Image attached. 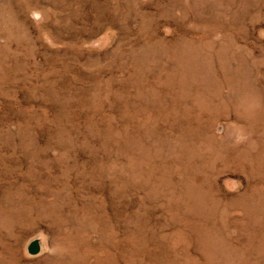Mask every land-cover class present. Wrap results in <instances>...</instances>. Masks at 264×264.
I'll list each match as a JSON object with an SVG mask.
<instances>
[{"label":"rangeland","instance_id":"1","mask_svg":"<svg viewBox=\"0 0 264 264\" xmlns=\"http://www.w3.org/2000/svg\"><path fill=\"white\" fill-rule=\"evenodd\" d=\"M0 264H264V0H0Z\"/></svg>","mask_w":264,"mask_h":264},{"label":"water","instance_id":"2","mask_svg":"<svg viewBox=\"0 0 264 264\" xmlns=\"http://www.w3.org/2000/svg\"><path fill=\"white\" fill-rule=\"evenodd\" d=\"M29 249H30V251H31L32 253H35V252L37 251V249H38L37 244H36L35 242L32 243V244L30 245Z\"/></svg>","mask_w":264,"mask_h":264},{"label":"bare ground","instance_id":"3","mask_svg":"<svg viewBox=\"0 0 264 264\" xmlns=\"http://www.w3.org/2000/svg\"><path fill=\"white\" fill-rule=\"evenodd\" d=\"M260 234H261V233H260ZM253 243H254V242H253ZM253 243H252V244H253Z\"/></svg>","mask_w":264,"mask_h":264}]
</instances>
